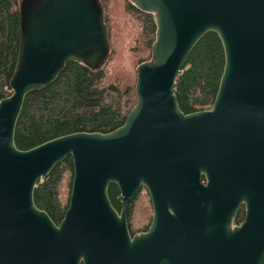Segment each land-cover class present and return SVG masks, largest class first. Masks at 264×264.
I'll return each instance as SVG.
<instances>
[{
	"label": "water",
	"instance_id": "1",
	"mask_svg": "<svg viewBox=\"0 0 264 264\" xmlns=\"http://www.w3.org/2000/svg\"><path fill=\"white\" fill-rule=\"evenodd\" d=\"M129 1L154 16L157 31L125 124L28 151L14 144L26 97L69 62L103 68L111 44L100 0L20 2L12 95L0 101V264H264V0ZM210 32L223 43L224 73L213 108L187 115L176 83ZM69 156L73 190L57 227L34 192ZM142 187L153 222L132 238L127 205Z\"/></svg>",
	"mask_w": 264,
	"mask_h": 264
},
{
	"label": "trees",
	"instance_id": "2",
	"mask_svg": "<svg viewBox=\"0 0 264 264\" xmlns=\"http://www.w3.org/2000/svg\"><path fill=\"white\" fill-rule=\"evenodd\" d=\"M100 1L110 36L108 62L98 70L69 62L52 85L30 93L16 126L14 144L18 149L28 151L75 133H112L125 124L129 113L138 104L137 68L152 59V44L157 31L154 16L140 11L129 0ZM19 10V0H0V101L12 95L10 80L20 49ZM125 36L130 43L124 48L122 61L118 46ZM126 53L132 55V62L126 60ZM225 64L220 37L213 32L207 33L189 55L176 83L175 93L182 112L188 115L213 108ZM74 174L73 159L69 156L53 168L47 179L38 182L34 192L35 204L50 213L54 220L70 206ZM119 192L114 184L107 192L117 212L122 210ZM142 192L150 197L142 187L130 202L131 234L136 233L135 203ZM150 202L152 204V200ZM57 203L63 205L59 207ZM238 214L236 225L244 220L245 208ZM143 218L139 223L146 227L139 231H147L150 226Z\"/></svg>",
	"mask_w": 264,
	"mask_h": 264
},
{
	"label": "rangeland",
	"instance_id": "3",
	"mask_svg": "<svg viewBox=\"0 0 264 264\" xmlns=\"http://www.w3.org/2000/svg\"><path fill=\"white\" fill-rule=\"evenodd\" d=\"M21 1L22 0H19V2H21ZM128 43H130V40L127 39L126 36L121 38L119 46H118V49H119V52L121 54L122 61L124 60V48L126 47V45ZM125 57L127 58L126 60H129V61L132 62V55L130 53H126ZM135 65H136V63H135ZM150 200H151V198L147 197L146 192H142L141 197L135 203V207L136 208H135L134 216H135V223L137 225V227L135 226L136 227V229H135L136 232L139 231V230H144L145 227H146V226L141 225L139 223V221L141 220V217H144L143 219L146 220V222H145L146 225H149L151 223V221H152L151 217H153V211H152V205H151Z\"/></svg>",
	"mask_w": 264,
	"mask_h": 264
},
{
	"label": "flooded vegetation",
	"instance_id": "4",
	"mask_svg": "<svg viewBox=\"0 0 264 264\" xmlns=\"http://www.w3.org/2000/svg\"><path fill=\"white\" fill-rule=\"evenodd\" d=\"M61 205H63V204H61V203H57V204H56V206H59V207H60ZM151 205H152V211H153V204H151ZM127 206H128V207H127L128 228H129V231H130V234H131L132 209H131L130 204L127 205ZM242 208H245V207H244V206L241 207L240 210H241ZM240 210H239V211H240ZM121 212H122V210H121L120 212H118V213L121 214ZM245 212H246V209H245ZM46 213L49 215V217L51 218L52 222H54V224H55L57 227H59L60 224H61V221H62V220L64 219V217H65L66 211H65V212H61V213H60L61 216H60V217H57V218H56L57 220H54L50 213H48V212H46ZM153 215H154V211H153ZM151 218H152V221H151L150 226H149V228L147 229V231L145 230V231H139V232L133 233V234H131L132 238H133L134 236H136V235H139V234H143V233L148 232V230L150 229V227H151V225H152V222H153V217H151ZM244 219H245V218H244ZM243 221H244V220H243ZM243 221H242V222H243ZM241 224H242V223H241ZM241 224H240V225H241Z\"/></svg>",
	"mask_w": 264,
	"mask_h": 264
}]
</instances>
